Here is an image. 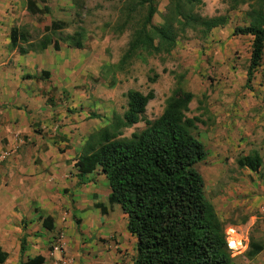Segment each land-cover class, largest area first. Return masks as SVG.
<instances>
[{"label": "trees", "instance_id": "trees-1", "mask_svg": "<svg viewBox=\"0 0 264 264\" xmlns=\"http://www.w3.org/2000/svg\"><path fill=\"white\" fill-rule=\"evenodd\" d=\"M45 1V0H41ZM229 0L235 8L248 3V23L236 26L234 33L252 36L251 56L247 80L260 65L264 49V0ZM201 0H169L161 22L154 23L158 12L157 0H125L121 7L122 18L115 31H131L127 47L115 64L123 69L132 59L146 60L148 56L169 53L186 28L199 29L207 34L213 28L227 22L224 14L203 16L194 11ZM26 9L31 14L48 13L50 8L40 6L37 0H26ZM69 22L53 19L44 26L40 40H29L24 27L12 26L9 32V47L23 54L28 48L44 50L52 45L59 50V43L52 34L69 26ZM83 29L67 36L68 45L83 48ZM23 44L28 46L24 47ZM27 48V49H26ZM110 66V64H109ZM109 66L105 69L110 70ZM46 75L48 72H44ZM127 105L122 114L113 112L103 127L89 133L81 154L74 166L79 179L98 168L106 177L110 193L107 205L96 206L105 213L119 205L126 214V229L136 237L133 264H233L227 247L224 223L214 205L206 198L204 181L196 165L206 156V147L194 133L200 116H189L194 94L180 84L165 99L161 114L150 120L144 118L148 102L154 92L143 93L129 89ZM94 114V113H93ZM97 115V114H94ZM140 121L145 127L123 136V130ZM237 165L258 172L262 157L258 152L243 155ZM43 227L54 229L52 216H39ZM26 248L25 234L21 238L19 264H43L42 255L23 258ZM264 245L249 239L246 256H256ZM8 253L0 244V263Z\"/></svg>", "mask_w": 264, "mask_h": 264}, {"label": "rangeland", "instance_id": "rangeland-1", "mask_svg": "<svg viewBox=\"0 0 264 264\" xmlns=\"http://www.w3.org/2000/svg\"><path fill=\"white\" fill-rule=\"evenodd\" d=\"M228 1L201 0L194 7V11L203 16L226 15L225 25L215 27L207 34L186 28L169 53L151 55L145 61L134 58L119 70L114 66L125 51L131 34L129 29L122 33L115 31V25L122 18L121 7L125 0H37L40 6L46 4L50 8L44 14L29 13L26 0H0V55L13 56L6 45L12 26L24 27L29 40L37 42L45 33V25L53 19L64 20L70 23L69 26L52 34V38L58 41L62 55L72 57L75 63L82 62L79 73L75 65V74L80 76L76 75L79 77L76 86L88 91L92 100L90 105L95 109L91 112L97 116L110 117L113 112L122 114L129 89L143 93L153 90L154 97L144 113L145 119L152 120L161 114L165 99L177 84L191 91L194 98L188 115H198L203 120L197 123L194 133L207 151L196 167L203 177L206 198L220 207L223 204L220 198L228 193L229 185L253 184L256 179H264V49L260 65L247 80L252 36L233 31L236 26L248 23L246 11L249 6L244 3L230 8ZM168 2L157 0L154 23L161 22V14L166 11ZM250 2L255 4V0ZM80 28L85 35L83 48L78 50L68 45L67 36ZM107 66L110 70L105 69ZM144 127L145 122L140 121L125 128L123 136H130ZM258 146L263 151L260 170L253 172L239 167L237 159L257 151ZM261 221L264 223V216L259 214L255 223L244 232L223 220L225 230L234 228L246 239L245 250L232 254L233 264H256L255 256L249 259L245 253L250 238L264 245ZM80 227L77 228L79 233ZM113 240L114 252L117 255L123 252L121 263L131 264L128 247L114 248L115 235Z\"/></svg>", "mask_w": 264, "mask_h": 264}, {"label": "crops", "instance_id": "crops-1", "mask_svg": "<svg viewBox=\"0 0 264 264\" xmlns=\"http://www.w3.org/2000/svg\"><path fill=\"white\" fill-rule=\"evenodd\" d=\"M10 50L12 57L0 55V151H10L0 165V244L8 253L0 264H19L24 234L23 258L40 254L43 264H122L114 235V248L128 247L133 264L136 237L126 229V214L119 205L105 213L96 206L107 205L105 175L97 168L78 183L74 164L87 136L111 119L94 115L90 94L76 86L82 62L52 45ZM227 192L220 207L211 203L222 221L247 232L264 216V179L231 184ZM40 215L54 218L53 230ZM260 227L264 232L262 221ZM254 261L264 264V248Z\"/></svg>", "mask_w": 264, "mask_h": 264}, {"label": "built area", "instance_id": "built-area-1", "mask_svg": "<svg viewBox=\"0 0 264 264\" xmlns=\"http://www.w3.org/2000/svg\"><path fill=\"white\" fill-rule=\"evenodd\" d=\"M9 153H10L9 150H1L0 151V165L7 158ZM230 229H231V232H230ZM225 237H226L227 247L231 251L232 254L241 253L242 251L245 250L246 239L242 235H239L237 233L236 229L227 228L225 230Z\"/></svg>", "mask_w": 264, "mask_h": 264}, {"label": "bare ground", "instance_id": "bare-ground-1", "mask_svg": "<svg viewBox=\"0 0 264 264\" xmlns=\"http://www.w3.org/2000/svg\"><path fill=\"white\" fill-rule=\"evenodd\" d=\"M239 242V241H238ZM238 245V244H237Z\"/></svg>", "mask_w": 264, "mask_h": 264}]
</instances>
